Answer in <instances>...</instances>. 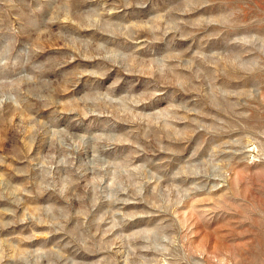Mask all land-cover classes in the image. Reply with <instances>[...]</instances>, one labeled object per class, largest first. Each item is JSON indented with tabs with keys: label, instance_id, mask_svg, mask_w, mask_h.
<instances>
[{
	"label": "rangeland",
	"instance_id": "374dc122",
	"mask_svg": "<svg viewBox=\"0 0 264 264\" xmlns=\"http://www.w3.org/2000/svg\"><path fill=\"white\" fill-rule=\"evenodd\" d=\"M0 264H264V0H0Z\"/></svg>",
	"mask_w": 264,
	"mask_h": 264
}]
</instances>
